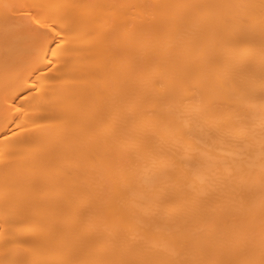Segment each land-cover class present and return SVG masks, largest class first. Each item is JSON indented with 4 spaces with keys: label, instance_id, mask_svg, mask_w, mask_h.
I'll return each instance as SVG.
<instances>
[{
    "label": "bare ground",
    "instance_id": "obj_1",
    "mask_svg": "<svg viewBox=\"0 0 264 264\" xmlns=\"http://www.w3.org/2000/svg\"><path fill=\"white\" fill-rule=\"evenodd\" d=\"M0 264H264V0H0Z\"/></svg>",
    "mask_w": 264,
    "mask_h": 264
}]
</instances>
